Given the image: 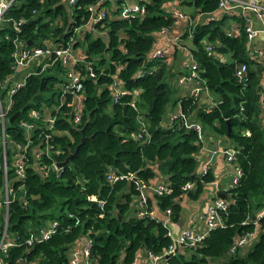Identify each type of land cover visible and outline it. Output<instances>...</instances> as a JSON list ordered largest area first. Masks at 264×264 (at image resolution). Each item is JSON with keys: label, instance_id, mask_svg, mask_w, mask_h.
I'll use <instances>...</instances> for the list:
<instances>
[{"label": "trees", "instance_id": "1", "mask_svg": "<svg viewBox=\"0 0 264 264\" xmlns=\"http://www.w3.org/2000/svg\"><path fill=\"white\" fill-rule=\"evenodd\" d=\"M135 1L144 5L143 13L124 15L125 0H12L2 15L0 100L5 113L3 125L0 121V193L3 152L9 163L15 143L28 140L22 121L33 122L23 178H14L12 168L8 170L9 183L16 189L9 205L10 227L26 234L46 216L58 221L56 231L47 239L24 250L38 255L43 264H70L67 254L84 234L92 237L93 264H129L142 250L146 254L163 253L172 243L163 218L129 213L139 193L135 181L124 178L110 182L106 174L109 170L132 171L146 182L160 174L168 190L148 193V202L162 211L170 207L171 220H177L184 195L198 198L205 184L215 179L210 168L200 170L202 141L187 123L195 121L204 134L209 130L235 147L234 162L241 175L235 185L221 191L227 201L219 212L222 225L209 229L195 245L178 246L166 254L165 262L264 264V218L256 239L233 253L228 251L237 237L253 227L252 216L264 207V114L259 103L264 67L246 52L242 24H238V34L227 31L230 23L241 21V17L221 13L217 18L204 17L184 25L176 22L172 9L187 10L191 16L207 14L217 10L218 0ZM92 4L106 8L104 16L95 22L89 19ZM175 24L182 30L179 43L166 48V56L152 55L159 30ZM185 39L191 42L189 50L209 92L219 102L209 105L189 91L177 90L172 105L179 102L181 113L164 123L171 80L189 73L187 66L180 69L176 61L187 55L178 54ZM210 43L211 53L206 49ZM68 44L79 60L65 65L53 56L37 57V64L33 59L17 68L15 74L23 72L25 82L9 95L18 48ZM242 62L246 71L240 79L237 69ZM70 70L80 77L78 91L67 88ZM116 81L124 92L113 101L112 84ZM74 97L81 103L78 122L67 104ZM32 109L38 110V117L31 115ZM48 115L54 117L52 127L43 119ZM140 131L141 136L136 137ZM47 134V151L37 160V147L45 144ZM77 145V153L60 165L56 174L53 165ZM39 163L48 167L47 175L39 172ZM186 181H194V187L183 192ZM37 210L42 214H36ZM23 249L11 248L8 258Z\"/></svg>", "mask_w": 264, "mask_h": 264}, {"label": "built area", "instance_id": "2", "mask_svg": "<svg viewBox=\"0 0 264 264\" xmlns=\"http://www.w3.org/2000/svg\"><path fill=\"white\" fill-rule=\"evenodd\" d=\"M12 0H0V19L4 12L9 7ZM75 0H68V3H73ZM128 0H125V3ZM133 3L127 6H124L122 9V13L127 15L129 13H143L145 11V7L143 4L133 0ZM124 3V4H125ZM90 11V22H95L98 19L102 18L105 14L106 8L101 7L98 8L95 4H92L88 7ZM172 14L176 17V22H183L184 25L188 23H194L196 21L201 20L202 18L214 17L217 18L221 13H236L241 17V21H233L229 25V29L227 30L230 34H238L239 28L238 24H242V27L245 31L246 35V52L249 54L251 58L258 61L264 67V45L254 43V40L258 37H262L264 39V0H218L217 10L214 12H207V14H203L201 12H197L195 16H191L188 13L180 10L178 8H174L171 10ZM21 20V19H20ZM178 27V28H177ZM174 28V31L169 36V45H173L174 43H179L181 39L182 30L175 24L174 26L162 27L159 32L167 34ZM206 49L209 53L213 50V45L207 44ZM167 50L166 46H157L152 51V55L156 56H166ZM41 56H53V60L60 59V61L67 65L70 62H76L79 60L78 56L73 53L72 46L69 44L67 46H46V47H34L32 49H17L15 52V62L13 64L14 73L10 75V77L15 76V71L18 67L26 65L30 63L33 59ZM71 60V61H70ZM185 66L189 68V73H183L179 79L178 83L181 84L185 89V84L191 85V94L193 97H199L201 94L209 95V89L205 83V80L200 75V67L198 63L192 57V60L189 63H185ZM246 71V63L242 62L239 64L237 69V75L241 79ZM68 78L69 82L67 88H72V91H78L81 88L80 77L78 74L73 73V71H69ZM90 75H93L90 72ZM25 76V75H24ZM24 76L21 80L14 79L13 84L9 88V95L11 91L15 90L17 87L24 84L25 79ZM15 78V77H14ZM261 86L264 89V72L261 79ZM113 88V101H116L121 93L124 92V89L121 88V85L118 81L112 84ZM211 102H208L209 105H213L219 100L212 98ZM8 105L10 103V99H8ZM61 101V99H60ZM63 102V100H62ZM259 103L261 108V113L264 114V91L260 93ZM71 107V112L73 114L74 121L78 122L81 114V103L80 99H71L67 102ZM59 105V104H58ZM178 111L172 113L169 116V119H174L177 115L181 113L180 105L178 103ZM5 110L2 107V103L0 100V121L3 125ZM31 115L33 117H38L39 112L37 109L31 110ZM46 123H49V127H52V123L54 121V117L52 115H48L43 118ZM190 126L195 128L198 132L199 138L201 139V147L203 146V142L205 140V134L202 130L201 125L198 122L190 121L187 122ZM22 124L25 126L28 140L24 144H20L18 142L15 143L13 148V155L11 161L8 163L5 151L3 152V170H4V184L3 191L0 193V264H43L40 257L38 255H30L28 253H24V250H28L37 242L43 241L47 239L52 233L56 231L58 221L55 219H51L50 221H43L36 227H31L28 229L26 234H20L17 231H14L10 227L9 222V205L14 200L16 196V189L11 185L10 179H8V170L12 168V173L14 178L22 179L25 174V165H26V152L27 146L29 145L30 131L33 128V122H25L22 121ZM145 130L144 125H142V131ZM141 136V131L136 134V137ZM47 138L48 134L45 135V144L37 147L35 159L40 160L42 151H47ZM218 151H223L226 155V158L229 162L233 164V175L231 178V186L235 185L241 175L240 167L234 162L236 149L233 145H227L223 149H217ZM216 151V150H215ZM11 163V166H10ZM212 164V155H209L203 162L201 172H205L210 168ZM53 168L56 174L59 173V166L57 164L53 165ZM39 172L42 175L48 174V167L39 163L38 166ZM107 179L110 182H115L120 179H133L135 181L136 187L139 189V193L135 196L133 201V211L137 216H155L156 211L155 207L148 202L147 195L151 192L162 193L163 191H167V183L159 182L155 185H152L151 182H146L142 178L137 177L136 174L132 171L129 172H116L114 170H109L106 174ZM23 184L18 186L19 189H22ZM194 187V181H186L182 186L183 192ZM101 204L103 200L99 201ZM25 203V201H23ZM227 206V201L224 197L214 196L213 199L205 206L204 208V221H205V229L203 231H195L190 227H183L178 233L173 232L169 227V223L171 221V213L172 210L170 207H166L163 210L164 217L162 222L167 226V234L171 237L172 243L163 253H147L149 256L151 263L150 264H166L165 256L166 254L173 253L176 251L177 247L180 245H195L206 235L209 229L222 225V220L220 218V210L225 209ZM251 218L253 223V227L239 237L235 239V241L230 245L229 252L233 253L239 246H244L254 239L257 238L259 234V228L262 224V219L264 218V207L260 208ZM91 245H92V237L89 235L80 236L71 246L67 256L70 264H93L94 258L91 253ZM23 246V252L21 251L17 255L12 258H8L10 249L13 247ZM137 256L134 258V261L129 264H136Z\"/></svg>", "mask_w": 264, "mask_h": 264}, {"label": "crops", "instance_id": "3", "mask_svg": "<svg viewBox=\"0 0 264 264\" xmlns=\"http://www.w3.org/2000/svg\"><path fill=\"white\" fill-rule=\"evenodd\" d=\"M178 28V27H177ZM174 31V28L171 29V31L167 34L161 33L160 36H158L156 40V47L157 46H167L166 48H171L172 46L169 45V36ZM254 43L264 45V39L262 37H258L254 40ZM180 46V45H179ZM182 48V49H181ZM78 51V49H77ZM178 54L180 55H186L187 61H179L178 62V68L185 66V63H189L190 59L192 60V54L186 46L182 45L180 46V50H178ZM82 55V54H81ZM80 56H78L79 58ZM82 58V57H81ZM177 61V60H176ZM175 66L177 64H174ZM177 68V69H178ZM178 83V78H177ZM179 86H181L180 83H178ZM186 89L181 86V89L183 91L180 92H187L191 91V87L186 83L185 84ZM214 98L213 94L210 93L209 95L201 94L199 96V99H205L208 102H211ZM176 110L169 112L168 116L165 118L164 123L170 122L169 116L172 113H175L178 111V103H176ZM223 137H221L218 134L213 133H205V140L203 142V146L200 149L198 153L199 158V166L202 168L204 160L209 156L212 155V164L210 166V169L213 171L215 179L206 183L204 186L203 191L198 196V198L191 199L187 195L184 196L180 200V204L182 206V209L180 211L179 218L177 220H171L169 223V227L173 232H179L183 227H190L191 229L199 232L203 231L205 229V221H204V208L205 206L213 199L214 196L217 195L218 192H221L225 189H228L231 186V182L226 181L224 176L225 172L233 173V164L231 162L226 163L228 160L226 158V155L223 151H218L217 149H223L226 147V144L223 143ZM225 145H220V143ZM219 143V144H218ZM216 150V151H215ZM227 160V161H226ZM201 170V169H200ZM163 176L160 174L157 175L154 179H152L151 184L155 185L156 183L163 182ZM153 192H149V194H152ZM156 215L161 219L164 217V213L162 210H159L157 207L155 208ZM151 260L149 256L142 250L137 254V263L136 264H150ZM213 264V262L211 263Z\"/></svg>", "mask_w": 264, "mask_h": 264}, {"label": "rangeland", "instance_id": "4", "mask_svg": "<svg viewBox=\"0 0 264 264\" xmlns=\"http://www.w3.org/2000/svg\"><path fill=\"white\" fill-rule=\"evenodd\" d=\"M133 0H128L124 5H122V7H124V6H127V5H130V4H132L133 2H132ZM123 4V3H122ZM184 12H186V13H188L189 15H191L187 10H183ZM194 12V11H193ZM180 44H183V45H185L188 49H189V46L191 45V42L188 40V39H185L182 43H180ZM70 46H72V44H69ZM78 47V46H77ZM187 56H184V58L182 57V60L183 61H187ZM37 59H35V60H33L32 62H33V64L35 65V64H37L36 62H34V61H36ZM71 61V60H70ZM178 62H179V60H177ZM190 61H191V59H190ZM189 61V62H190ZM43 62V59L41 60V63ZM44 65V64H43ZM45 66V65H44ZM68 68H71V66H68ZM24 72L26 73V69H24ZM22 73L23 72H19L18 74L16 73L15 74V79H17V80H21L22 78H23V76L24 75H22ZM64 76V75H63ZM171 83H172V85H173V88H172V90H171V92H170V97H169V100H168V103H167V110H166V112H165V114H164V120H165V118L168 116V114H169V112H171V111H175L176 110V103L174 104V105H172V101H173V99H175L177 96H178V91L177 90H179V91H183V89H181V86H179L178 85V83H177V77H174L172 80H171ZM61 84V83H60ZM163 120V121H164ZM204 126V125H203ZM209 129V128H208ZM202 130H203V128H202ZM206 132L207 133H212V132H210L209 130H206ZM213 134H215V133H213ZM223 143H225L226 144V141L225 140H223ZM219 144V143H218ZM225 144H222V142L220 143V145H225ZM228 145V144H227ZM12 158V155H9V160ZM227 161V160H226ZM226 163H229V161H227ZM233 172V171H232ZM232 175H233V173H231V171L230 172H225V176H224V178H225V180L226 181H229V182H231V178H232ZM185 196V195H184ZM200 197V196H199ZM129 213H134V211H133V209H130V211H129ZM36 214H38V215H40V214H42L41 213V210H37L36 211ZM42 220H44V221H50L51 220V217L50 216H46L45 218H43Z\"/></svg>", "mask_w": 264, "mask_h": 264}, {"label": "water", "instance_id": "5", "mask_svg": "<svg viewBox=\"0 0 264 264\" xmlns=\"http://www.w3.org/2000/svg\"><path fill=\"white\" fill-rule=\"evenodd\" d=\"M136 96L138 97V96H139V93H137ZM227 122H228V121H227ZM84 138H85V136L83 135V136L81 137V141H80V143L84 140ZM80 143H79V144H80ZM77 150H78V145L76 146L75 150H74L72 153H70L68 156H66V158H65L63 161L57 162V163H56L57 166H60V165H63V164H65V163L69 162L70 158H71L72 156H74V155L77 153ZM217 196L225 197V193H223V192H218V193H217ZM252 217H254V216H252Z\"/></svg>", "mask_w": 264, "mask_h": 264}, {"label": "clouds", "instance_id": "6", "mask_svg": "<svg viewBox=\"0 0 264 264\" xmlns=\"http://www.w3.org/2000/svg\"><path fill=\"white\" fill-rule=\"evenodd\" d=\"M177 103H179V102H177Z\"/></svg>", "mask_w": 264, "mask_h": 264}]
</instances>
